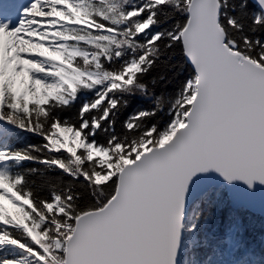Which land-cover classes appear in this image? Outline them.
I'll return each mask as SVG.
<instances>
[{"label":"snow or ice","instance_id":"snow-or-ice-1","mask_svg":"<svg viewBox=\"0 0 264 264\" xmlns=\"http://www.w3.org/2000/svg\"><path fill=\"white\" fill-rule=\"evenodd\" d=\"M225 192L264 198V0H0V264H264L235 219L209 239Z\"/></svg>","mask_w":264,"mask_h":264},{"label":"trees","instance_id":"trees-1","mask_svg":"<svg viewBox=\"0 0 264 264\" xmlns=\"http://www.w3.org/2000/svg\"><path fill=\"white\" fill-rule=\"evenodd\" d=\"M171 57L172 63L167 70L160 69L159 71H153L147 78L150 84H154L157 94L164 95L166 98H170L174 93L178 94L181 83L187 79H191L194 74L186 62L182 52V45L172 50ZM162 76L165 78L161 79ZM80 103L81 100H77L74 105L70 106L62 113V116L67 119L75 120L77 118ZM142 106L140 101H133L128 109L117 118L116 130H120V122L125 119L127 115H130ZM169 112L170 109L167 106L163 107L153 122L157 123L159 126H163L169 119ZM100 138L103 139V134H101ZM15 143L23 147L28 144H39L42 143V141L38 136L22 132L16 137ZM25 168L39 169V173L29 175V179L35 181L38 185V190H41L43 195H48L54 184L55 186H59L71 183V179L67 175L62 174L55 168L47 169L43 164L26 163Z\"/></svg>","mask_w":264,"mask_h":264},{"label":"rangeland","instance_id":"rangeland-1","mask_svg":"<svg viewBox=\"0 0 264 264\" xmlns=\"http://www.w3.org/2000/svg\"><path fill=\"white\" fill-rule=\"evenodd\" d=\"M216 219L208 225L207 235L209 239H215L221 232L223 220L227 223L233 219L237 220L241 225V235L244 243L254 250L257 254L264 251V218L254 215L246 210H233L229 205V199L225 192L220 197L215 208ZM210 259H230L227 253L223 256L212 257Z\"/></svg>","mask_w":264,"mask_h":264},{"label":"water","instance_id":"water-1","mask_svg":"<svg viewBox=\"0 0 264 264\" xmlns=\"http://www.w3.org/2000/svg\"><path fill=\"white\" fill-rule=\"evenodd\" d=\"M187 64L191 67L192 71L194 72V68L191 65L190 60H188L187 57H185ZM228 199H229V205L231 209L238 210L243 209L248 211L251 214L259 215L260 217L264 218V198H261V196L257 195L255 198L252 199L251 203H245L243 206H240L234 199L233 194L231 192H226Z\"/></svg>","mask_w":264,"mask_h":264},{"label":"bare ground","instance_id":"bare-ground-1","mask_svg":"<svg viewBox=\"0 0 264 264\" xmlns=\"http://www.w3.org/2000/svg\"><path fill=\"white\" fill-rule=\"evenodd\" d=\"M185 57V56H184ZM191 68V67H190ZM194 73V72H193Z\"/></svg>","mask_w":264,"mask_h":264}]
</instances>
